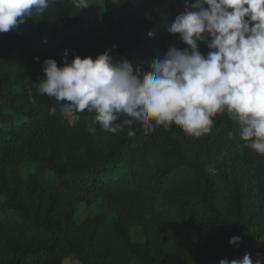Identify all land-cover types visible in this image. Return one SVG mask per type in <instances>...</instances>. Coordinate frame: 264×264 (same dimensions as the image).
Wrapping results in <instances>:
<instances>
[{"label": "trees", "instance_id": "obj_1", "mask_svg": "<svg viewBox=\"0 0 264 264\" xmlns=\"http://www.w3.org/2000/svg\"><path fill=\"white\" fill-rule=\"evenodd\" d=\"M90 3L80 10L72 0H56L0 33V264H63L69 256L82 264L264 257V155L240 139L226 113L201 138L175 124L154 131L135 121L129 126L124 115L115 122L122 130L113 134L93 124L95 113L87 110H72L78 119L70 123L62 111L69 109L66 101L37 93L43 61L51 57L62 67L65 49L69 63L110 50L114 60L148 72L170 47H189L167 30L185 11V0H144L140 6L104 0L101 35L93 29ZM138 18L143 29L132 35L131 20ZM198 46L205 56L211 51L203 41ZM24 161L36 165L27 177ZM100 198L115 221L101 226L106 216L99 214L86 231L76 220V205ZM135 225L142 242L132 237ZM233 236L242 238L238 246L229 243Z\"/></svg>", "mask_w": 264, "mask_h": 264}, {"label": "clouds", "instance_id": "obj_2", "mask_svg": "<svg viewBox=\"0 0 264 264\" xmlns=\"http://www.w3.org/2000/svg\"><path fill=\"white\" fill-rule=\"evenodd\" d=\"M55 2L0 0V33ZM72 2L80 10L92 5L90 0ZM167 30L189 47H170L151 62V71L134 70L127 59L114 60L110 50L95 58L77 55L62 67L49 57L36 91L66 101L69 110L95 113L92 123L113 134L122 130L115 122L124 115L129 126L135 121L154 131L175 124L189 137L201 138L212 132L214 118L226 113L238 125L240 139L264 155V0H185V11ZM199 41L211 49L206 56ZM55 112L50 108V115ZM87 131L96 129L90 125ZM241 239L233 236L229 243L238 246ZM219 264H264V257H225Z\"/></svg>", "mask_w": 264, "mask_h": 264}, {"label": "rangeland", "instance_id": "obj_3", "mask_svg": "<svg viewBox=\"0 0 264 264\" xmlns=\"http://www.w3.org/2000/svg\"><path fill=\"white\" fill-rule=\"evenodd\" d=\"M115 2H118V0H114ZM132 2L136 6H140L143 4L144 0H132ZM93 20H92V26L94 31L101 35L104 33L105 28L102 21V15L104 12V0H93ZM140 18L138 19H132L130 23V31L132 35L138 34L142 29L143 26H141ZM61 62L64 65L65 63H69V56L65 59L64 55L61 57ZM63 114L65 118L70 123H75L78 119L76 114H72V110H69L66 107L62 108ZM21 174L23 177H27L31 173H33L36 169V165L31 161H24L21 164ZM117 170L112 171V173H115ZM47 178L53 182L56 181V178L53 174L50 172H47ZM1 200V199H0ZM105 214L106 218L101 224L104 227H109L116 218V214L114 211H110L107 206V202L104 198H100L97 202H95L92 205H87L84 202H78L76 205V220L79 222L83 228L87 230H93L96 226L97 216L99 214ZM132 237L135 241L142 242L144 241V236L142 229L135 225L131 229ZM63 264H82L78 259H75L71 256L67 257Z\"/></svg>", "mask_w": 264, "mask_h": 264}, {"label": "built area", "instance_id": "obj_4", "mask_svg": "<svg viewBox=\"0 0 264 264\" xmlns=\"http://www.w3.org/2000/svg\"><path fill=\"white\" fill-rule=\"evenodd\" d=\"M72 114H75V112H74V111H72Z\"/></svg>", "mask_w": 264, "mask_h": 264}]
</instances>
